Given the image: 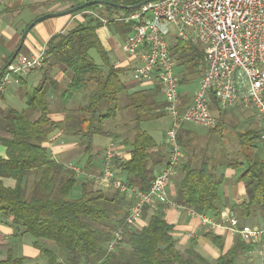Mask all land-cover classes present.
I'll use <instances>...</instances> for the list:
<instances>
[{
  "label": "trees",
  "instance_id": "obj_1",
  "mask_svg": "<svg viewBox=\"0 0 264 264\" xmlns=\"http://www.w3.org/2000/svg\"><path fill=\"white\" fill-rule=\"evenodd\" d=\"M85 1L68 0L72 4L67 8ZM110 1L133 5L143 0ZM87 10H99V13L85 14L80 23L66 32L53 35L46 45L43 67L50 70L57 65H65L71 77L62 94L64 104L80 93H85L87 103L78 111L67 110L64 121H52L50 89L59 85L52 78L45 77L37 87L27 92L26 109L1 111L9 137H0L7 148V158L0 157V215L11 219L18 233L35 239V245L47 258L48 264H242V256L249 258L255 245L248 243L240 234L235 235L233 245L226 249L221 235L206 233L222 250L214 262L208 261L194 248L182 252L173 236L174 226L167 221L161 209L152 213L144 226H128L125 222L134 196L112 185H105L102 189L97 185L101 183L99 180L87 176L101 173V170H94L93 143L88 139L94 134H106L103 124L117 115L121 95L126 92V108L131 113L133 134L124 142L130 146L131 156L122 160L118 155L116 168L129 188L149 191L157 175L154 167L160 155L150 151L157 143L143 124L167 114V103L159 97L163 95L160 83L154 82L152 89L129 92L121 79L122 70L110 63L99 36L102 27L113 24L126 35L132 32V23H111L113 14L132 10L92 5L74 13ZM102 18L108 19L109 23L106 24ZM169 48L176 60L177 72L178 68L182 69L177 73L179 85L186 86L198 78L202 79L207 66L203 45L173 37ZM92 50L100 54L104 65L95 61ZM14 52L1 65L0 77ZM23 79L21 77L20 83ZM188 100L189 92H180L181 110L189 106ZM209 106L217 125L213 128L197 126L207 129L206 132L213 136L221 132L228 110L221 108L214 91L209 93ZM35 111L40 112V116L32 120L31 113ZM187 124L190 123L184 124L178 134L183 156L175 180L176 193L170 199L172 204L222 222L226 214L222 193L225 176L219 173L220 168L242 169L239 179L245 184L246 196L230 210L239 219V226L248 219H256L258 225H264V157L260 146L264 142L263 129L234 128L238 148L223 161L210 156L207 151L209 144H205L206 149L199 150L200 144H194L190 138V134L198 131L188 129ZM229 125L235 126L233 123ZM55 129L86 140L84 145L89 157L85 164H78L84 173L78 174L51 156L44 143ZM30 176H33V183L26 193V182ZM4 178H13L15 186H6ZM149 206H145L143 215ZM122 226V240L109 251L108 244L114 232ZM42 239L52 241L56 247L51 249L41 244ZM0 264L38 263L9 252L5 258L0 257Z\"/></svg>",
  "mask_w": 264,
  "mask_h": 264
},
{
  "label": "built area",
  "instance_id": "obj_2",
  "mask_svg": "<svg viewBox=\"0 0 264 264\" xmlns=\"http://www.w3.org/2000/svg\"><path fill=\"white\" fill-rule=\"evenodd\" d=\"M33 1L43 0H0V7ZM52 1L63 3L68 0ZM118 20L133 24V31L124 38L122 48L137 61L132 74L134 80L160 83L167 103L166 112L171 118L166 131L168 159L149 191L126 185L117 172L115 158L118 151L114 145L104 150L101 173L88 174V177L134 196L125 222L133 226L142 218L146 205H173L168 188L183 156L178 134L186 123L205 128L217 125L209 106L211 91L216 94L222 109L237 105L253 109L262 124L264 140V0H154ZM173 37L199 43L206 51L207 66L200 87L193 103L184 110L180 108L177 64L169 48ZM45 58V50L19 52L0 77V102L14 84L20 83L21 77L42 69ZM69 167L78 174L84 173L79 166ZM203 218L211 226L226 225L234 234H240L248 243L254 244L249 259L254 264H264V225L239 226V219L229 213L222 222L205 215ZM123 229L124 226L114 232L108 244L109 251L122 240Z\"/></svg>",
  "mask_w": 264,
  "mask_h": 264
},
{
  "label": "crops",
  "instance_id": "obj_3",
  "mask_svg": "<svg viewBox=\"0 0 264 264\" xmlns=\"http://www.w3.org/2000/svg\"><path fill=\"white\" fill-rule=\"evenodd\" d=\"M27 3L30 2H15L4 7H0V36L3 37L2 39L8 40L11 43L17 40V47L25 29L35 18L24 15L25 8L30 7L33 11H35V16L50 12L37 11L36 7L30 5L27 6ZM84 15L85 13H78V15L74 16L71 14L63 15L61 18L56 19L55 22H43L44 19L39 21L27 34L21 52L36 53L41 50H45L47 42L53 35L59 32H66L67 29L80 23L84 20ZM114 27L116 33L123 38L122 40L118 39L116 35L112 36L110 30H108L106 26L99 30V36L108 53L110 63L114 67L120 68L122 70L121 79L128 88L129 92L139 89H152L154 82H139L134 80L132 74L137 61L128 55L122 48L126 34L122 32L120 27ZM121 49L124 51V54L121 52ZM103 63L104 62L101 57V62L98 64L104 65ZM38 71L39 72L35 71L37 73L31 72L25 75L21 83L14 84L4 94L3 99L0 102V137H9V134L4 129V118L1 111L9 108H15L18 110L26 109L27 92L37 87L43 81L38 74L40 72H44L45 77L52 78L58 82L59 85V87H55V89H50V118L52 121L56 123L64 121L67 110L78 111L82 105L87 103V96L85 93H80L68 104H64L62 100V94L64 91L62 92L61 90L62 88H66L65 85H68L71 77V74L67 71L65 65H57L50 70L42 68ZM196 82L197 85L190 87L192 84L191 83L188 85L189 88L184 89L183 91L189 92V100L187 105L192 104L194 95L200 87L201 79L198 78ZM126 94V92L123 93L121 98L124 96L125 99ZM159 97L163 100L165 99L162 94ZM227 110V119L226 122H222V129L224 127L237 128V130L246 128L263 129L262 124L258 120L253 109H246L241 105H237L234 107H229ZM248 111L253 112V117L251 115L248 116ZM39 116L40 112L38 111L31 113L32 120H36ZM113 121L114 122L109 124L108 129L104 128L106 134H94L88 139L93 143L92 154L95 155V159L93 161L94 170H101L104 150L110 145L115 146L118 151V155L122 160H126L131 156L130 146L124 142L127 137H130L133 134V122L131 115L126 114V111L121 112L119 110L117 111V115L114 117ZM231 122L235 124V126H230L229 123ZM170 124L171 118L168 116V114L159 119L151 120L143 124V128L154 137L157 143V145L151 148L150 151L160 155L158 159L159 161L154 167L155 174H158L163 170L168 159L169 149L166 144V131ZM186 127L188 129L190 128L191 130L193 129L200 131L199 133L190 134V138L193 139V143L200 144L199 150L201 148L206 149L205 144H209L207 151L213 159L224 161L227 156H229V154L220 153L219 149L214 150L215 147L210 143L211 136L209 134L208 136L206 134H201L203 131H205V128L200 129V127L191 123L187 124ZM85 141L86 140H82L79 136L65 135L63 130L55 129L44 144L48 147L51 156L55 160L68 166H77L79 163L85 164L89 157L84 145ZM260 146L263 147L262 150L264 151V142H262ZM0 157L7 158V148L1 141ZM220 169L221 170L219 173H223L225 176V181L222 186V193L223 200L226 205V213L233 214L230 208L234 204L243 201L246 194L245 184L239 179L242 169H240V173L237 172L239 169L230 167H221ZM178 174L179 172H177L175 177L172 179L168 188L170 199L176 193L175 180ZM3 181L6 186L13 187L16 184V181L13 178H4ZM32 183L33 176H30L26 182V193L30 191ZM97 185L102 189H105L106 187V184L103 182ZM160 209L164 212L167 221L174 226L173 236L177 241L178 249L182 252L189 248H194L197 253L201 254L208 261L214 262L221 255L222 250L209 237L206 236L207 232H213L221 235L224 238L226 249L230 248L234 243L236 234H234L226 225L211 226L209 223L204 221L202 214H198L191 209L169 204L154 203L150 205L146 213H144L137 224L141 227L144 226L149 216ZM40 243L51 249L56 247L54 243L49 240L42 239L40 240ZM9 252H12L14 256L25 257L31 261L37 262L38 264H48L47 258L35 245V240L31 239L28 234L18 233L15 226H13L11 223V219L0 215V257L5 258Z\"/></svg>",
  "mask_w": 264,
  "mask_h": 264
},
{
  "label": "rangeland",
  "instance_id": "obj_4",
  "mask_svg": "<svg viewBox=\"0 0 264 264\" xmlns=\"http://www.w3.org/2000/svg\"><path fill=\"white\" fill-rule=\"evenodd\" d=\"M71 4L72 3L68 2V1L60 3V2H55V1H52V0H43V1H36V2L27 3V6L30 5V6L36 7V10L37 11H41V12H43V11L44 12H46V11L57 12V11H62V10L67 9V6H70ZM82 13L89 14V15L90 14L91 15L92 14L93 15H97L99 13V10H87V11H83V12H81L79 14H82ZM129 13L117 12V13L113 14L114 16L112 18H114V19H112L111 23L122 22V21H119L118 18L120 16H122V15L129 14ZM24 15L36 17L35 16L36 15L35 11H33L30 7H26L25 8V14ZM71 15L72 16L78 15V13L77 14H75V13L73 14L72 13ZM61 17L62 16L46 18V19L43 20V22H55L56 19L61 18ZM34 19H36V18H34ZM108 23H109V21L106 22V24H108ZM123 23H125V22H123ZM114 26H115V24L107 25L106 27H107L108 30H110V33L112 34V36L116 35L118 37V39L122 40L123 38L116 33V30H115ZM2 38L3 37L0 36V66L5 61V59L16 49L17 43H18L17 40L11 43L8 40L2 39ZM121 52L124 54V51L122 49H121ZM91 55L93 56V58L95 59V61L97 63L101 62L100 54L96 50H92L91 51ZM181 70L182 69L178 68V72H177V70H176V72L179 74ZM37 72H39V71H37ZM37 72H35V73H37ZM38 74H39L40 78L43 80L44 77H45L44 72L43 73L40 72ZM195 85H197L196 81H194V83H192L190 85V87L195 86ZM65 86L67 87V85H65ZM188 88H189L188 85H186V86H183V85L181 86L180 85V87H179L181 92H183L184 89H188ZM64 89L65 88H62L61 91L63 92ZM194 97H195V95H194ZM193 101H194V99H193ZM126 104H127V100H126V98L124 99V96H122V98H120V101L118 103V111L119 110L121 112L122 111H126V114H131L130 110L126 108ZM246 109H248V108H246ZM252 114H253V112L248 111V116L251 115L253 117ZM111 122H114L113 119H110V120L106 121L104 123L103 127L105 129H108L109 124ZM200 129H204V128L200 127ZM204 130L205 131H203V133H201V134H206L208 136L209 133L206 132L207 129H204ZM199 132L200 131H198V133ZM211 145L214 146L215 148H217L216 150L219 149L220 153L230 154L231 152L237 151L238 139L236 137L235 129L234 128H230V127H224L221 130V132L211 136ZM262 155L264 157V151L262 152ZM237 172L240 173V169L237 170ZM245 196H246V194H245ZM244 199H245V197H244ZM243 222L247 223V224H250V225H254V226L259 224L258 220H256V219H248V220H244ZM139 227H141V226H139L138 224L133 225V228H139ZM28 236L31 237V239H34L32 236H30V235H28ZM241 261H242V264H254V262L251 261L249 258H247V256H245V255L242 256Z\"/></svg>",
  "mask_w": 264,
  "mask_h": 264
},
{
  "label": "water",
  "instance_id": "obj_5",
  "mask_svg": "<svg viewBox=\"0 0 264 264\" xmlns=\"http://www.w3.org/2000/svg\"><path fill=\"white\" fill-rule=\"evenodd\" d=\"M150 1H154V0H143L137 4H133V5H124L122 3H117V2H113L110 0H87L79 5L73 6V7H69L65 10L62 11H57V12H48L46 14H43L39 17H37L36 19H34L25 29L24 33L22 34V37L20 39V42L18 44V47L16 48L14 54L11 56V58L9 59V61L7 62L6 66L3 68L2 72L4 71V69L6 67H8L13 60L16 58L17 54L20 52V50L23 47V44L25 42V39L27 37V34L29 33V31L41 20L46 19V18H50V17H58V16H63V15H69L72 14L78 10H81L87 6H92V5H110V6H114V7H118V8H123V9H127V10H133V9H137L139 7H141L142 5L150 2Z\"/></svg>",
  "mask_w": 264,
  "mask_h": 264
}]
</instances>
